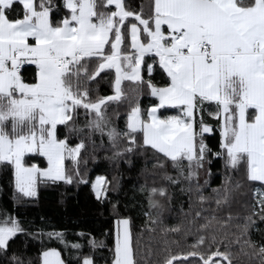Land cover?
I'll return each instance as SVG.
<instances>
[{
    "label": "snow or ice",
    "instance_id": "snow-or-ice-1",
    "mask_svg": "<svg viewBox=\"0 0 264 264\" xmlns=\"http://www.w3.org/2000/svg\"><path fill=\"white\" fill-rule=\"evenodd\" d=\"M24 66H32L30 76ZM101 77L111 94L91 87ZM145 89L154 101L141 108ZM125 102V123L119 127L108 109ZM213 131L216 150L205 141ZM85 138L94 147L106 140L113 150L110 160L136 151L156 158L153 168L166 183L140 186L150 231L158 225L165 236L179 232L161 218L171 206L169 186L188 196L189 223L204 221L186 249L164 239L157 264H233L232 244L245 255L250 249L264 264V241L247 238L251 215L235 224V232L228 231L231 211L218 216L238 192H250L252 203L243 206L264 219V0H149L139 10L125 0H0V165L11 168L16 191L34 197L40 183H88L80 167ZM212 159L221 162L216 187L199 179ZM108 183L103 176L91 181L97 200L107 198ZM193 201L199 205L194 215ZM116 223L108 264H139L130 218ZM25 232L4 210L0 255L7 256L10 240ZM39 234L68 247L61 231L41 228ZM229 236L233 239L222 243ZM87 244L97 247L94 238ZM10 260L22 264L15 254ZM39 264L66 262L49 247L39 253ZM77 264L94 260L83 254Z\"/></svg>",
    "mask_w": 264,
    "mask_h": 264
},
{
    "label": "trees",
    "instance_id": "trees-1",
    "mask_svg": "<svg viewBox=\"0 0 264 264\" xmlns=\"http://www.w3.org/2000/svg\"><path fill=\"white\" fill-rule=\"evenodd\" d=\"M125 3L131 9L139 10V6L141 4L147 6L149 0H125ZM53 16L55 17V12ZM31 67L24 66L22 69L26 76H30ZM153 75L156 82L161 81L158 72H154ZM145 78H147L146 73ZM91 87L95 88L100 95L111 94L108 82L102 77L98 78L97 83ZM153 101L154 98L150 97L145 89L144 94L139 98L141 108L151 106ZM126 110L127 102L119 106L112 105L108 109L110 118L119 127L124 126ZM116 112L119 115H116ZM161 112L164 113V111ZM167 112L175 113L174 110ZM204 118L212 122L206 113ZM70 139L75 138L70 137ZM205 141L209 148L216 150L218 132L205 134ZM97 145H99V140H97ZM112 151L106 140L102 147H94L85 138L80 167L82 175L89 182L77 183L74 180L71 184L63 181L40 183L37 185L34 197H24L17 192L13 184L11 168L0 165V215L7 210L15 215L26 229L25 233L17 234L10 240L7 256L0 255V264H13L10 260L13 254L22 264H29L30 261L32 264H39V253L49 247L57 248L66 264H77V258L83 254H90L94 264H108L111 258L109 249L114 245V223L125 217L131 220L133 248L139 264H157L162 255L164 239H167L169 243L179 241L180 247L184 249L194 241L197 229L204 221L199 219L195 224L189 223L191 217L185 214L189 210L188 196L181 194L178 186H169L173 198L171 206L166 205L161 218L165 227H178L179 232H170L165 236L160 232L158 225L155 226V231H150L151 226L145 225L147 218L144 212L148 211V204L146 194L140 191V186H160L166 183L160 179V170L153 168L156 158L152 156V153L136 151L132 154H125L118 160L107 159L106 157L112 155ZM166 164L167 170L172 172L170 162ZM220 164L221 162L216 159H212L211 164L206 163L204 170H201L200 183L208 179L210 187L218 186L222 180ZM207 169H211V176L207 175ZM97 176H103L109 182L106 199L97 200L93 193L91 181ZM193 203L194 215V210L199 205H196L195 201ZM251 203L250 192L247 195H240L238 192L231 208L225 207L218 213V216H226L231 211L234 219L228 231L235 232V224H244L246 222L244 218L251 215V220L247 221V238L260 243L264 241V219L260 214L252 215L251 210L243 206ZM114 204L116 205L115 210L113 209ZM152 212L153 215L156 214L155 210ZM237 215L239 219H235ZM41 228L45 232L52 230L63 232L64 240L68 245L67 249L58 241L40 235ZM189 229L193 235L185 236L184 233ZM213 230H215V225H213ZM29 233H37V235ZM80 233L85 235L81 237ZM90 238H94L97 242V247L94 249L87 244ZM232 239L229 236L222 243H229ZM74 243H80L83 247L73 249L72 244ZM173 249L175 250V245ZM230 250L233 252V264H260L259 259L250 254V249H245L248 255L241 252L237 244H232Z\"/></svg>",
    "mask_w": 264,
    "mask_h": 264
},
{
    "label": "rangeland",
    "instance_id": "rangeland-1",
    "mask_svg": "<svg viewBox=\"0 0 264 264\" xmlns=\"http://www.w3.org/2000/svg\"><path fill=\"white\" fill-rule=\"evenodd\" d=\"M161 111H163V110H161ZM164 115H171V114H176V113H168V112H164L163 113ZM208 135V134H207ZM13 184H14V180H13ZM15 187V186H14ZM94 193V192H93ZM95 195V194H94ZM117 221V220H116ZM116 221H115V223H114V238H115V233H116V229H117V223H116Z\"/></svg>",
    "mask_w": 264,
    "mask_h": 264
}]
</instances>
